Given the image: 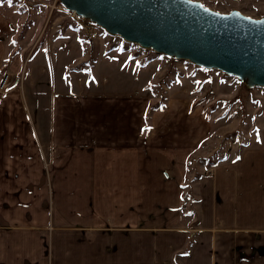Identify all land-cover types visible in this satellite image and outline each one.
Returning a JSON list of instances; mask_svg holds the SVG:
<instances>
[{"label":"crops","instance_id":"1","mask_svg":"<svg viewBox=\"0 0 264 264\" xmlns=\"http://www.w3.org/2000/svg\"><path fill=\"white\" fill-rule=\"evenodd\" d=\"M16 10L0 3V74L17 77L0 91V264H264V142L212 158L195 95L152 92L166 71L87 65L64 29L27 45Z\"/></svg>","mask_w":264,"mask_h":264},{"label":"rangeland","instance_id":"2","mask_svg":"<svg viewBox=\"0 0 264 264\" xmlns=\"http://www.w3.org/2000/svg\"><path fill=\"white\" fill-rule=\"evenodd\" d=\"M188 1L220 15L238 14L264 20V0ZM4 2L9 6L16 4V11L23 19L18 23L21 38L27 33L34 38L25 41L27 45L59 36L64 29L77 33L83 48L91 54L87 65L102 51L127 54L132 61L156 67L160 78L166 71L161 83L151 87L152 92H161L160 89L164 92L165 87L178 82L181 88L195 95V104L214 121L212 158H222L227 150L233 149V144L244 147L264 142L263 72L244 67L224 70L187 57L176 47L160 49L153 44L131 41L107 28L97 14L79 10L67 0H0ZM73 13L79 20L71 17ZM78 69L81 68H75ZM9 74L14 78L13 83L16 82L17 77Z\"/></svg>","mask_w":264,"mask_h":264},{"label":"water","instance_id":"3","mask_svg":"<svg viewBox=\"0 0 264 264\" xmlns=\"http://www.w3.org/2000/svg\"><path fill=\"white\" fill-rule=\"evenodd\" d=\"M124 38L179 48L200 63L264 73V20L220 15L188 0H67Z\"/></svg>","mask_w":264,"mask_h":264},{"label":"built area","instance_id":"4","mask_svg":"<svg viewBox=\"0 0 264 264\" xmlns=\"http://www.w3.org/2000/svg\"><path fill=\"white\" fill-rule=\"evenodd\" d=\"M73 19H78V17H76V15L73 13L71 16ZM14 79V78H13ZM13 79L12 76L9 74L8 71H4L1 75H0V91L1 92H6L9 89H11V87L14 85L13 83Z\"/></svg>","mask_w":264,"mask_h":264},{"label":"trees","instance_id":"5","mask_svg":"<svg viewBox=\"0 0 264 264\" xmlns=\"http://www.w3.org/2000/svg\"><path fill=\"white\" fill-rule=\"evenodd\" d=\"M152 108H156V106H152Z\"/></svg>","mask_w":264,"mask_h":264},{"label":"snow or ice","instance_id":"6","mask_svg":"<svg viewBox=\"0 0 264 264\" xmlns=\"http://www.w3.org/2000/svg\"><path fill=\"white\" fill-rule=\"evenodd\" d=\"M238 159H239V157H238Z\"/></svg>","mask_w":264,"mask_h":264}]
</instances>
